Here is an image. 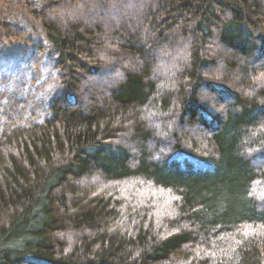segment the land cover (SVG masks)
<instances>
[{"label":"trees","instance_id":"16d2710c","mask_svg":"<svg viewBox=\"0 0 264 264\" xmlns=\"http://www.w3.org/2000/svg\"><path fill=\"white\" fill-rule=\"evenodd\" d=\"M28 9L60 87L0 128V264H264V0Z\"/></svg>","mask_w":264,"mask_h":264},{"label":"rangeland","instance_id":"374dc122","mask_svg":"<svg viewBox=\"0 0 264 264\" xmlns=\"http://www.w3.org/2000/svg\"><path fill=\"white\" fill-rule=\"evenodd\" d=\"M48 0H0V128L10 117L42 122L59 91L60 72L41 24L28 6ZM22 28L23 41L8 38L5 25Z\"/></svg>","mask_w":264,"mask_h":264}]
</instances>
